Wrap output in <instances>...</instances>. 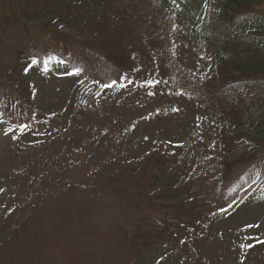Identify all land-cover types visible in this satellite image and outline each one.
Instances as JSON below:
<instances>
[{
	"label": "rangeland",
	"instance_id": "obj_1",
	"mask_svg": "<svg viewBox=\"0 0 264 264\" xmlns=\"http://www.w3.org/2000/svg\"><path fill=\"white\" fill-rule=\"evenodd\" d=\"M84 1L72 19L48 13L36 22L50 30L38 41L44 50L56 42L54 33L89 43L109 33L114 41L147 45L154 60L143 61L135 86L89 95L78 73L63 64L46 70L17 60L16 67H1L10 72L2 83L20 101L31 98L46 118L40 127L46 120L48 124L37 132L17 133L0 121V218L10 210L34 212L36 221L29 228L52 236L50 253L64 250L74 233V208L87 211L86 221L96 233L92 244L79 249L97 256L115 252L117 227L144 214L139 202L145 205V198H154L163 207L182 205L192 219L138 264H264V243L258 242L264 241V191L237 200L231 183L236 171L228 173V154L219 145L222 120L194 101V78L204 70L203 56L182 35L166 40L154 35L151 17L135 19L123 0H104L111 6L107 11L117 16L112 22L106 18L99 29L94 3ZM55 3L58 8L62 1ZM143 3L154 7L153 0ZM75 6L74 1V11ZM8 32L17 41L36 33L23 26ZM253 147L241 144L231 160L237 165ZM7 241L0 264H21L12 252L15 245Z\"/></svg>",
	"mask_w": 264,
	"mask_h": 264
},
{
	"label": "trees",
	"instance_id": "obj_2",
	"mask_svg": "<svg viewBox=\"0 0 264 264\" xmlns=\"http://www.w3.org/2000/svg\"><path fill=\"white\" fill-rule=\"evenodd\" d=\"M61 1L55 8L56 0H0V79H7L10 73L1 67L9 64L16 67L17 60H36V64L46 70L63 64L69 72L78 73L79 82L88 88L84 91L86 95L140 83L139 75L145 69L143 61L154 60L147 45L128 44L117 38L114 41L113 37H108L109 33L104 34L106 37L102 41L90 43L54 33L56 42L51 48L44 50L40 46L38 41L43 38L42 32L50 30L45 23L37 25L36 22L49 17L48 13L72 19L79 5L85 2ZM108 1L89 2L94 3V12H98L95 18L99 29L104 22H112L117 16L108 12L111 8ZM153 1V8L144 5L143 0H123V6L131 8L135 19H146L149 15L154 35H161L165 40L182 35L197 55L203 56L204 70L194 78L197 92L194 101L215 111L222 120L219 145L224 154H228V173L231 174L232 169L236 171L231 182L233 192L240 201L264 191V0ZM16 26L28 27L30 33H36L27 40L23 37L12 40L8 30ZM5 73L7 77L3 76ZM25 102L19 100L7 82L0 80V121L17 133L37 132L48 122L46 120L40 127V120L45 117L31 103V98ZM241 144H252L254 151L236 165L231 158ZM225 174L226 170L223 176ZM145 200V205L139 202L144 214L117 227L114 253L94 256L87 249H79L82 245L92 244L96 231L86 221L87 211L77 208H74V220L70 223V230L74 228L73 240H68L71 235L62 247L64 250L59 248L50 253L52 236L29 228L36 221L34 212L7 211L0 218V250L4 251L8 238L7 242L15 245L11 247L12 252L18 253L21 264H70L72 260L74 264H85L89 257L87 264L99 259L102 264H138L150 250L164 248L162 239L183 232L186 223L192 219L191 216L187 219L182 205L174 203L163 207L154 203V198Z\"/></svg>",
	"mask_w": 264,
	"mask_h": 264
},
{
	"label": "snow or ice",
	"instance_id": "obj_3",
	"mask_svg": "<svg viewBox=\"0 0 264 264\" xmlns=\"http://www.w3.org/2000/svg\"><path fill=\"white\" fill-rule=\"evenodd\" d=\"M173 2H175V0H173ZM32 63L35 64V63H37V61L36 60H33ZM108 86H110V85H108ZM173 111H178V109H173ZM249 227H251V225H249ZM258 242L264 243V241H258ZM247 247H252V245H248Z\"/></svg>",
	"mask_w": 264,
	"mask_h": 264
}]
</instances>
